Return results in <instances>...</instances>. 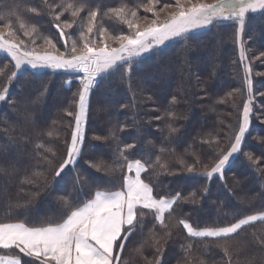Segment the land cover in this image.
Listing matches in <instances>:
<instances>
[{"label": "trees", "instance_id": "1", "mask_svg": "<svg viewBox=\"0 0 264 264\" xmlns=\"http://www.w3.org/2000/svg\"><path fill=\"white\" fill-rule=\"evenodd\" d=\"M48 2L58 3L61 0ZM90 2L100 5L101 16L97 17L98 25L102 23L113 34L121 31L126 34L128 29L125 24L115 17L103 16V13L107 7H115L120 3L134 8L146 0H90ZM160 2L163 3L164 0ZM171 2L174 4L175 0ZM14 3L21 5V12L25 17L31 16L32 19L41 22L38 25L41 33L51 36L53 40L58 37L55 22L50 16L43 12L36 16L35 13L27 11L32 6L43 8V0H0V10ZM87 10L86 8L85 12ZM145 14L150 13H145L141 8L139 15ZM67 15L65 13L61 16V20ZM84 15L85 13H81V17ZM79 22L80 18H77V25ZM2 23L3 21H0V25ZM72 29L71 33L77 32L76 25ZM236 30V23L229 21L190 32L187 38L177 37L168 44L136 58L130 75L121 69L109 77L99 78L97 87L89 95L84 146L74 171L69 173L68 169H65V173L68 174L62 173L63 179L53 177L49 171L47 186L32 188L40 194L32 198L26 208L13 209L10 215H6L7 197H11L12 200L24 199L23 195H17V185L20 176L31 169L30 161L36 144L43 143L45 148L51 147L56 153V164L65 157L67 142L70 141L75 126L74 117L67 115L66 110L78 112L77 92L81 88L79 79L81 75L74 76L52 68H21L8 93L15 103L0 102V155L18 158L21 167L20 176L8 179L0 174V191L5 187L8 189L5 195H0V221L57 223L61 221L66 211L60 200L66 193L70 197L78 195L83 201L96 189L119 190L121 173L106 172L103 166L111 165L115 158L117 143L132 141L141 149L140 155L151 154L153 159L159 155L161 161L167 163L168 169L175 171V174L158 176L154 174L150 179H146V182L152 184L154 194L159 192L161 195H168L180 192L181 195H187L192 191L199 194V191L207 186L206 197L195 204L180 205L182 211L178 214L179 217L187 219L194 227L216 226L220 222H233L235 219L264 211V199L261 198V193H264V95H259L264 93V75L257 74L264 73L262 62L264 56L255 59L264 53V17H261L260 13L249 14L244 30L245 48L253 70L254 100L250 128L241 148L242 153L250 152L259 163L253 164L247 156L237 155L225 166L223 179L217 175L208 179L201 170L205 164L210 169L217 159V154L229 150L242 122L247 87L244 63L239 58ZM18 35L21 39H28L20 32ZM73 38L78 39V35ZM40 43L41 41L37 40V44ZM56 45L63 51V44ZM207 58L210 60L206 61ZM12 64L11 58L0 52V67L7 65L5 76L0 77V90L5 85ZM45 87L47 91L41 95ZM230 92L232 96L229 98L227 94ZM172 96L178 97V104H170ZM221 97L225 98L224 103L218 102ZM169 107L178 113V118L172 121L177 131L171 136L165 120L155 119L156 116H163ZM26 111L31 113V120L25 124ZM118 124H126L127 127L118 134L117 142L94 138L109 136L112 126ZM48 131H52L53 136L49 137ZM212 138L218 140V143L213 142L211 146L201 143V140ZM149 140L152 141L151 144L148 143ZM161 147L166 149L164 153L160 152ZM5 149L7 151H4ZM197 158L199 159L197 172L188 173L181 170L184 167L180 163L181 159L185 164H191ZM101 162L103 165L100 171L92 167L93 164ZM43 167L44 165H41L40 170ZM77 174L81 175L83 185V191L79 193L76 189L81 185L74 187ZM151 223L152 217H145L144 234L129 237L122 257L127 260V264H146L133 250L140 247L148 238ZM259 225L260 222L257 221L255 228L250 225L247 226L248 231L241 230L244 232L241 239L252 240L253 228L256 236H264V231ZM186 243H188L186 232L181 227L174 228L173 235L165 246L162 264H184L182 246ZM193 251L197 257L205 261V264H213L223 257V253L210 244L205 249L194 243ZM0 254L10 253L0 250ZM143 254L153 260L154 264L153 249L149 245H145ZM193 264H198V261L194 260Z\"/></svg>", "mask_w": 264, "mask_h": 264}, {"label": "snow or ice", "instance_id": "2", "mask_svg": "<svg viewBox=\"0 0 264 264\" xmlns=\"http://www.w3.org/2000/svg\"><path fill=\"white\" fill-rule=\"evenodd\" d=\"M86 8L88 10L85 12ZM141 8L145 13L152 14L151 20L147 15H139ZM173 8L175 11L169 12ZM27 11L35 13L36 16H40L43 12L51 17L58 32L57 39L63 41V51L57 47L51 36L39 31L40 21L22 14L20 4H10L0 10L2 13L0 21H3L0 25V52L6 53L13 62L12 69L6 76L5 85L0 90V102L15 103L8 96L9 88L24 65L32 69L52 68L76 71L83 73V79L80 81L81 88L77 92L78 112L66 110L67 115L74 117L75 126L70 141L67 142L66 155L59 164L55 163V151L51 147L45 148L43 143L36 144L30 161L31 169L25 171L22 176H20L21 167L18 158L0 155V174L8 179L20 176L17 195L24 196L22 200L6 198V215H10L13 209L26 208L31 203V199L40 194L32 188L33 186L40 188L41 185L46 187L49 171L53 177L61 179H63L62 173L68 174L65 173V169H68L69 173L74 171L84 146L83 126L87 119V100L92 88L99 82L98 78L109 77L121 69L130 75L135 59L143 54L151 52L174 38H187V34L193 30L223 22L233 21L237 25L236 37L239 58L244 63L247 101L243 106L242 122L229 150L218 153L210 169L205 164L201 170L208 179H211L213 175L223 179L225 166L237 155L243 154L253 164L259 163V160L254 159L250 152H241L246 133L249 131L254 100L253 70L245 48L244 30L249 14L260 13L261 17H264V0H213L212 3L204 2V0H195V2L194 0H175L174 4L171 0H164L163 3L160 0H146L134 8H129L124 3L107 7L103 16L115 17L116 20L125 24L128 29L126 34L122 31L113 34L102 23L98 25L97 17L101 16L100 5L91 3L90 0H61L51 4L48 0H43V8L32 6ZM161 12H168L169 19L160 21ZM65 13L68 14L67 17L61 20V16ZM81 13L85 15L81 17ZM77 18H80L78 25ZM142 23L144 27L141 26ZM74 25L77 26L76 33L66 32ZM18 32L28 39H21ZM77 35L78 39L73 38ZM37 40L41 43L37 44ZM109 40L118 46H111ZM37 48L54 51L39 52ZM262 56L264 53L255 59H260ZM6 69L7 65L0 67V77L5 76ZM257 74L264 75V73ZM18 86L22 87V85ZM46 91L45 87L41 95ZM231 96V92L227 94V97ZM218 102L224 103L225 98L221 97ZM178 103V97L172 96L170 104ZM177 118V111L171 107L165 110L163 116L155 117L157 120H165L170 136L177 131L172 123ZM30 120L31 113L26 111L25 124ZM126 127V124L112 126L109 136L94 138L111 139L117 142L118 134ZM53 134L52 131L47 132L49 137ZM213 142L218 143V140L215 138L201 140V143L209 146ZM148 143L151 144L152 141L149 140ZM41 149L43 151H40ZM165 151L164 147L160 148L161 153ZM140 152L141 149H138L134 141L117 143L115 158L111 165L103 167L106 172L121 173L119 190L96 189L83 201L78 195L70 197L66 193L60 197L66 208L60 222L41 224L27 223L22 220L0 221V250L10 253L0 255V264H127V260L122 259L125 244L129 237L144 234L147 216L152 217L151 226L148 228L149 236L140 244V247L133 250L144 259L146 264H153V260L144 256L145 245L153 249L154 264H162L165 246L176 227H181L188 238V243L182 246L184 264H193L194 260H197L198 264H205V261L197 257L193 251L194 243L205 249L210 244L223 253L222 259L214 261L213 264H234V261L235 264H258V260L259 264H264V236L258 237L254 231L257 221L260 222L259 227L264 231V211L235 219L233 222H220L216 226L194 227L187 219L179 217L178 214L182 211L180 205L195 204L206 197L207 186L200 190L199 194L197 191L187 195H181L180 192L168 195H161L159 192L154 194L152 184L146 182V179H150L154 174L157 176L175 174V171H170L167 163L162 162L159 155L153 159L151 154L142 156ZM180 163L184 165L182 171L194 173L197 172L199 159L197 158L191 164H185L181 159ZM41 165H44L42 170H40ZM102 165L103 162L93 164L92 167L100 171ZM143 174L148 176L144 177ZM78 184L81 187L76 189L77 193L83 191L82 177L79 174L75 176L74 187ZM7 191L5 187L3 191H0V195H5ZM261 198L264 199V193H261ZM250 225L254 226L253 239H241L244 235L241 230L248 231L247 226ZM253 249L258 251H252Z\"/></svg>", "mask_w": 264, "mask_h": 264}, {"label": "rangeland", "instance_id": "3", "mask_svg": "<svg viewBox=\"0 0 264 264\" xmlns=\"http://www.w3.org/2000/svg\"><path fill=\"white\" fill-rule=\"evenodd\" d=\"M194 2H195V0H194ZM204 2L212 3L213 0H204ZM171 11H175V8L169 10V12H171ZM145 15H147V16L149 17V20L152 19V14H151V13H150V14H145ZM145 15H144V16H145ZM167 19H169V13H168V12H161V14H160V21H165V20H167ZM141 26L144 27V24L142 23ZM76 27H77V26H76ZM72 30H73V29H67L66 32L71 33ZM197 30H201V29H196V30H193L192 32H195V31H197ZM236 32H237V30H236ZM94 36H95V32L93 33V37H94ZM175 39H176V38H174V39H172V40H169V41H166L165 44L160 45V46H164V45L168 44L169 42H171V41H173V40H175ZM54 42H55L56 44H60V45L63 44V41H62V40H58L57 37L54 39ZM108 42H109V44H110L111 46H114V47L118 46V45H114V44H112V41H111V40H109ZM37 51H39V52H44V51H54V50H52V49H44V48H37ZM2 53H4V52H2ZM5 54H6V53H5ZM145 54H147V53H145ZM145 54H143V55H145ZM143 55H142V56H143ZM209 60H210V58H207V59H206V61H209ZM24 67H30V66H28V65H24V66H22V68H24ZM56 70H62V71H65V70H63V69H56ZM65 72L70 73V74H72V75H74V76H75V75H81V76H79L80 81L83 79V73L76 72V71H65ZM80 77H81V78H80ZM98 79H99V78H98ZM167 84H169V83H167ZM97 85H98V83H97ZM80 86H81V84H80ZM96 87H97V86H96ZM87 106L89 107V97H88V100H87ZM87 120H88V109H87V119H86L85 124H87ZM85 128H86V127H85ZM249 128H250V127H249ZM84 137H85V132H84ZM233 159H234V158H233ZM233 159H231L230 161H232Z\"/></svg>", "mask_w": 264, "mask_h": 264}, {"label": "crops", "instance_id": "4", "mask_svg": "<svg viewBox=\"0 0 264 264\" xmlns=\"http://www.w3.org/2000/svg\"><path fill=\"white\" fill-rule=\"evenodd\" d=\"M85 127H86V124H84V126H83V132H85ZM118 243H119V241H118ZM0 255H5V254H0Z\"/></svg>", "mask_w": 264, "mask_h": 264}, {"label": "built area", "instance_id": "5", "mask_svg": "<svg viewBox=\"0 0 264 264\" xmlns=\"http://www.w3.org/2000/svg\"><path fill=\"white\" fill-rule=\"evenodd\" d=\"M95 87H96V85L92 89H94Z\"/></svg>", "mask_w": 264, "mask_h": 264}]
</instances>
